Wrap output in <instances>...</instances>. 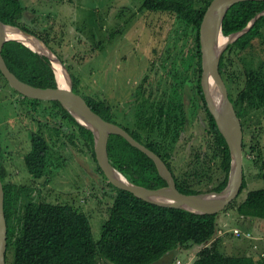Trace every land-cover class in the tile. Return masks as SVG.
<instances>
[{"label": "trees", "instance_id": "obj_1", "mask_svg": "<svg viewBox=\"0 0 264 264\" xmlns=\"http://www.w3.org/2000/svg\"><path fill=\"white\" fill-rule=\"evenodd\" d=\"M211 1L143 0L142 3V8L148 11H160L178 18L185 26V37L190 38L191 34L194 37L195 51L189 66L191 68L196 62V88L205 111V125L200 145L195 149L194 158L189 161L188 170L183 174L179 175L175 170L171 150L181 140L187 125V115L182 100L172 97L171 79L170 81L166 79L165 87L161 85L162 80L176 73L177 64H181L177 62L184 50H179L174 56L172 50L169 51L164 61L172 59L176 65L170 69L168 64H163L166 75L159 79L158 89L153 88L148 91L144 83L148 80V84H152L149 83L148 75L139 86V101L149 102L152 107V113L148 118L139 121L138 128H145L147 133L145 137L140 131L118 122L113 105L107 100L83 95L95 112L104 119L121 125L134 138L160 155L172 171L177 188L187 194L204 192V189L215 181L220 183L212 190H222L227 184L231 169L228 143L207 106L201 86L200 25ZM263 10L264 1L247 0L235 4L224 18L223 33L229 35L242 30ZM28 11L23 0H0L1 21L36 35L60 56L53 47L55 37L51 35L52 29L48 27L38 30L31 27L25 22ZM40 16L31 21H40ZM262 37H264V14L256 19L246 33L227 46L220 60V72L241 119L243 131L246 128L245 117L252 111L264 107V73L245 64L242 68L239 55L247 51L255 39ZM2 55L10 70L21 80L44 88L57 85L50 60L21 42L7 41ZM61 59L64 61L62 57ZM189 66L186 65L182 76L188 74ZM0 76L9 85L1 70ZM72 78L74 90L80 93L79 80L73 75ZM185 78L184 76L182 83ZM13 90L23 97L31 113H40L41 107L46 102L49 103V115L59 117L62 123L65 122L70 126L71 131L67 134L71 138L82 140L87 153L96 162L98 171L106 178L96 159L94 135L90 129L79 124L59 100L29 98ZM55 127L51 129L60 133L61 126L55 123ZM28 148L24 155L28 172L34 178H42L51 165V143L43 131H33ZM245 148L244 139L243 149ZM108 153L114 167L131 182L148 188L167 185V181L159 174L155 162L123 136L109 134ZM3 157L0 141L8 250L13 249L12 264H99L100 257L109 264H161L162 262L167 264L170 261V259L167 261L170 252L187 248L190 243L202 246L197 252L194 264H264V257L256 259L246 254L228 255L220 250V240L215 236L219 230L217 219L221 211L213 214H198L181 208L152 204L138 198L132 192L117 188L111 182L109 184L115 189V196L109 207V216L104 223L101 238L96 241L88 215L71 204L52 203L40 199L29 200L21 205L22 191L25 187L19 188L13 182H6L7 169L3 164ZM260 166L264 180V159L261 160ZM245 186L244 175L240 193ZM236 200L224 210L234 208L237 215L264 219V187L249 191L241 203L236 204ZM17 213H21V217L19 224L15 225L14 216Z\"/></svg>", "mask_w": 264, "mask_h": 264}, {"label": "rangeland", "instance_id": "obj_2", "mask_svg": "<svg viewBox=\"0 0 264 264\" xmlns=\"http://www.w3.org/2000/svg\"><path fill=\"white\" fill-rule=\"evenodd\" d=\"M23 1L28 5L33 2ZM38 2L43 5L42 9L52 7L54 16L49 13L44 21L32 22V14L28 13L25 22L38 30L53 27V47L64 59L61 60L66 63L70 74L79 80L80 94L107 100L113 105L118 122L140 131L144 137L147 136L145 128H138L139 121L148 118L152 107L149 102L139 101V86L148 75L149 83H152L148 84V80H145L148 91L159 88L158 74L165 73L163 64H168L170 69L176 65L172 59L164 61L171 50L173 56L179 50H184L177 62L181 63L178 64L181 73L193 61L194 37L192 34L190 38L185 37L184 24L168 13L142 8L143 0ZM239 58L242 68L245 64L264 73V37L255 39L252 46L242 52ZM156 71L158 77L155 76ZM166 79L162 80L161 87H165ZM186 104L189 121L181 140L171 150L174 168L179 175L188 170L189 161L194 158L195 149L200 145L205 125L204 108L198 105L189 109L191 104ZM48 111L49 103L46 102L40 113H31L23 97L0 76V141L3 164L7 169L5 180L13 182L19 188L25 187L21 205L29 200L42 199L78 208L90 218L93 237L98 241L109 216L115 189L109 184L107 177L98 171L96 162L87 153L82 140L71 138L67 134L71 131L70 126L62 123L59 117L49 115ZM55 123L61 126L60 133L51 129L56 128ZM245 123L243 167L246 186L236 198V204L244 201L249 191L264 187L260 166L264 159V107L252 111L245 117ZM33 131H43L52 146L51 165L47 174L39 179L29 174L24 161ZM219 183H211L204 191L212 190ZM227 213L237 216L234 208L223 210L218 215V225L229 229L225 236L231 241L241 242L246 236L233 232L237 224L232 217L226 221L228 226L223 227L221 219L230 217ZM20 217L21 213L14 216L15 225L19 224ZM198 249L199 245L190 243L187 248L172 251L168 255L170 261L167 264H194ZM241 252L236 251L234 255ZM249 252L256 259L264 257V252L260 249ZM99 259V264H109L102 257ZM12 262L13 249H7L6 264Z\"/></svg>", "mask_w": 264, "mask_h": 264}, {"label": "water", "instance_id": "obj_3", "mask_svg": "<svg viewBox=\"0 0 264 264\" xmlns=\"http://www.w3.org/2000/svg\"><path fill=\"white\" fill-rule=\"evenodd\" d=\"M242 1L247 0H212L200 25L202 60L201 86L207 106L213 114L220 132L226 139L231 153V169L228 181L226 186L220 191L211 190L193 194L181 192L177 188L172 171L160 155L134 138L121 125L104 119L90 107L82 94L77 93L74 90L73 78L66 63L63 62L42 39L18 26L4 23L1 20L0 70L10 86L23 96L40 100H59L79 124L87 127L93 132L97 162L109 182L117 188L132 192L138 198L156 205L181 208L198 214L218 213L223 211L238 197L244 182V131L241 119L230 98L226 82L220 72V60L227 46L246 33L252 27L256 19L264 14V10L258 13L242 30L226 35L232 36V38L219 51L213 49L212 37L216 34L218 28H220L223 33L222 26L227 12L232 6ZM10 28L16 29L22 34L43 43L48 50V53L40 52L22 40L10 38ZM10 40L19 41L34 52H37L39 55L47 57L50 60L51 67L55 73L57 85L55 87L45 88L34 86L21 80L14 72H12L2 55L5 43ZM55 61H57L60 67L66 72L68 76V84L62 85L59 83ZM212 87H215V91L212 90ZM111 133L123 136L133 146L147 154L155 162L159 174L167 181V185L159 188H148L135 184L120 170L114 167L110 161L108 153V137ZM7 249L8 224L5 214V190L1 177L0 163V264H6Z\"/></svg>", "mask_w": 264, "mask_h": 264}, {"label": "crops", "instance_id": "obj_4", "mask_svg": "<svg viewBox=\"0 0 264 264\" xmlns=\"http://www.w3.org/2000/svg\"><path fill=\"white\" fill-rule=\"evenodd\" d=\"M39 0H33L32 5H28L26 4L27 8H28V13H31V19H35L38 18V15H41L39 17V20L44 21L45 20V16L47 17L49 13H51L52 16L53 15V11H52V7L50 8H45L42 9L43 5L41 6V3L38 2ZM41 1V0H40ZM39 3V4H37ZM35 13V14H34ZM43 16V18H42ZM56 16V14H55ZM42 18V19H40ZM52 20V19H51ZM49 28L53 27L50 26ZM95 34H93V38H95ZM98 44H100L98 42ZM100 46V45H99ZM177 55V53H176ZM177 70L176 73H172V76H168L171 77V81H172V97L175 99H181L182 102L184 103V108L186 111V115H187V123L189 121L188 119V109L186 107V103H190L191 105L189 106V109H192L193 107L200 105V107H202V103L201 100L199 98L198 95V91L196 88V78H197V74L195 73V63H193L192 68H190L189 66V72L188 74H184L185 81H183L182 83V79L184 78V76H182L181 71L178 69V64L176 66ZM163 70V69H162ZM184 71V70H183ZM158 71L155 72V76L157 75ZM159 78L162 79L164 74H158ZM147 76V75H146ZM145 76V77H146ZM176 76V77H175ZM158 77V76H156ZM167 77V79L170 81V79ZM157 82V79H156ZM198 112V110H197ZM230 217H225V219H221L222 222H224L223 227H227L228 223H226V221H228V218H233L234 221L236 222L237 226H234V230L238 229L241 233H243L244 236L242 238V241L238 243H235L234 241H231L232 239H229L225 236V233L228 232L229 229L226 228H220L219 227V233H217V235L215 236L216 239L220 240V250L222 252H225L228 255H234L236 253V251H242V254H248L249 255V251H253V250H261L264 252V219H259V218H255V217H250V216H241V215H237V216H232L231 213H227ZM221 229V230H220ZM233 230V232H234ZM229 239V240H228ZM202 246L199 245V249ZM198 249V250H199ZM235 251V252H232ZM198 252V251H197ZM239 255H242V254ZM167 261H169V257H167Z\"/></svg>", "mask_w": 264, "mask_h": 264}, {"label": "bare ground", "instance_id": "obj_5", "mask_svg": "<svg viewBox=\"0 0 264 264\" xmlns=\"http://www.w3.org/2000/svg\"><path fill=\"white\" fill-rule=\"evenodd\" d=\"M9 37L22 40L26 44L31 46L32 48H34L40 52L48 53V50L46 49V47L44 46L43 43L37 41L34 38H30V37L22 34L20 31H18L16 29H12V28L9 29ZM231 38H232V36L224 35L222 33L221 29L218 28L216 34L213 35V37H212L213 49L215 51H219L229 42V40ZM55 67H56L59 83L62 85L68 84V76H67L66 72L57 63V61H55ZM212 90L215 91V87H212ZM215 100H216V97H215Z\"/></svg>", "mask_w": 264, "mask_h": 264}, {"label": "built area", "instance_id": "obj_6", "mask_svg": "<svg viewBox=\"0 0 264 264\" xmlns=\"http://www.w3.org/2000/svg\"><path fill=\"white\" fill-rule=\"evenodd\" d=\"M234 232L238 235L241 233L238 229H235Z\"/></svg>", "mask_w": 264, "mask_h": 264}]
</instances>
